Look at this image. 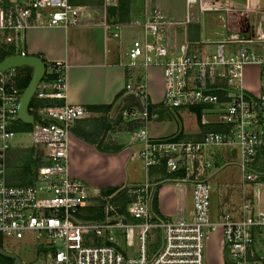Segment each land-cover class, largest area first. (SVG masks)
I'll return each mask as SVG.
<instances>
[{
    "label": "built area",
    "instance_id": "1",
    "mask_svg": "<svg viewBox=\"0 0 264 264\" xmlns=\"http://www.w3.org/2000/svg\"><path fill=\"white\" fill-rule=\"evenodd\" d=\"M185 2L182 17L170 16L155 4L141 17L113 25V35L123 24L143 29L127 51V67L136 71V79L130 75L124 86L141 99L143 109L125 105L118 124L131 127L134 139L143 143L137 156L147 176L138 184L121 187L118 193L102 192L69 174L74 122L92 112L66 100L68 62L61 59L44 60V75L35 95L64 99V103L29 106L34 115L29 130L32 142L46 148L47 162L38 166L32 183L6 182L8 151L22 131L18 106L23 89L19 67L0 71V233L21 238L32 232L42 241L39 256L28 262L21 258V264H206L205 243L217 231L228 252V260L221 264H264V170L256 167L264 152L263 17L254 28L243 21L264 10L247 0ZM206 11H216L222 21L224 30L215 32L220 37H181L179 27L200 23ZM79 20L78 7L70 0H0V49L6 43L25 54L17 47L29 27H67ZM248 64L258 68L257 87L244 81L243 67ZM152 66L162 69L163 96L151 108L145 78ZM173 107L200 109L199 122L208 129L199 139L153 136L150 120ZM208 146L237 155L228 164H236L250 187L243 191L240 215L226 211L218 220L210 217L212 184L201 175L215 163L205 157ZM165 181L182 196L190 192V209L168 216L154 210L156 188ZM120 191L128 201L122 200ZM154 227L160 228L162 243L152 249L149 236ZM92 236L95 242L88 241Z\"/></svg>",
    "mask_w": 264,
    "mask_h": 264
},
{
    "label": "crops",
    "instance_id": "2",
    "mask_svg": "<svg viewBox=\"0 0 264 264\" xmlns=\"http://www.w3.org/2000/svg\"><path fill=\"white\" fill-rule=\"evenodd\" d=\"M118 1L114 4L104 0L100 10L96 9L93 13L85 8L82 9L84 6L76 4L75 0H70L73 5L78 7L80 17L78 24L67 27L61 25L31 26L25 34L23 44H20L21 48L18 49V51L24 49L26 54L39 55L45 61L61 59L68 62L66 100L73 104H81L92 112L90 116L77 119L74 122L69 138V174L91 186L100 187L102 192H107L110 187H117L114 192L119 191L121 187L144 181L147 176L145 167L144 170L140 169V166H144V164L137 156V149L142 147L143 143L134 139L132 129L118 125L121 108L130 104L136 96L124 87L130 75H133V79H136L137 75L136 71L131 72L127 67V51L131 47L132 39L142 36L143 29L141 26L123 24L121 29L127 28L126 31L120 29L121 31L119 30L116 35H113V25L117 22H126L130 18L141 17L148 8L155 4L170 16L182 17L186 12L185 0H126L127 8L123 13H118L116 10L109 12V7L117 6ZM247 2L260 5L259 9L264 10V0H247ZM97 11H99L98 14ZM253 15L257 19L256 22L251 20ZM90 16L92 17L90 18ZM261 17H263L261 23L264 30V14L258 11L250 14L248 20L243 21H247L254 28ZM105 23L110 26H106ZM200 24H204V18L200 23L181 25L179 27L180 36L192 40L200 39ZM122 31L123 37L121 36ZM16 53L18 52L16 51ZM23 67L26 66L19 67L21 73L24 72ZM145 80L151 105L159 103L163 96L161 67L152 66L149 68ZM158 86H160V90H157ZM154 87L155 89H153ZM33 98L36 103L42 105L61 104L65 101L64 99L37 95H34ZM160 112L158 118L150 120L149 130L153 136L164 137L169 134L170 120L164 119L166 115L169 116L168 113ZM180 130L185 135L183 138L196 139L201 133L202 125L198 122V128L193 131H187L184 127L180 129L175 125L174 135ZM39 153L43 154V151L40 150ZM232 154L235 155L233 151L225 148L219 153V158L215 161V164L218 165L217 170H221L222 161H230ZM263 155L264 152L258 157L256 165L258 169H262L261 166H264ZM9 159L8 151L7 183L9 181L7 174ZM234 161L236 160L234 159ZM44 163H39L38 166ZM235 167L238 169L236 164ZM36 173L37 170L33 177L28 175L22 180L28 184L32 183L36 178ZM223 176L228 179L227 173H224ZM162 185L157 188L158 207L162 214L165 216L179 215L182 211L190 209L192 205L190 192L182 196L171 183L169 189H171L170 195H173L171 196L173 205L170 204L167 207L169 201L167 204L164 202L166 193ZM240 185V207L237 209L234 206L231 211L236 215L241 213L243 191L250 190L249 185L243 182L242 176ZM263 195L264 192H262V199ZM261 205L264 207L263 201H261ZM220 236L219 233L213 235L215 240L218 237L220 245H223ZM224 261L220 257L219 264Z\"/></svg>",
    "mask_w": 264,
    "mask_h": 264
},
{
    "label": "rangeland",
    "instance_id": "3",
    "mask_svg": "<svg viewBox=\"0 0 264 264\" xmlns=\"http://www.w3.org/2000/svg\"><path fill=\"white\" fill-rule=\"evenodd\" d=\"M76 4L83 5L87 11H92L93 13L96 9H99L103 6L104 0H75ZM258 7H261L260 5ZM100 10V9H99ZM99 11H97V14ZM216 11H206L203 13L204 24H200V38H207L214 40L220 35L215 33L220 31L223 28H220L222 21L218 19ZM212 16H216L214 19ZM92 16H90L91 18ZM83 18V16H82ZM252 22H256L255 16H251ZM132 28V27H131ZM127 28H122L121 30L126 31ZM120 30V31H121ZM224 30V29H223ZM123 31L121 36L123 37ZM8 38V39H7ZM6 39L8 42H11L10 37ZM124 41V40H123ZM11 44L2 43L1 46L10 47ZM18 49L21 48L19 45ZM258 68L255 64H248L243 67L244 81L246 84L255 87L260 82V76L257 72ZM157 90H160V86L156 87ZM155 89V87L153 88ZM163 112L168 113L164 119L170 120V127L168 129V136L174 135V127L177 125L180 129L184 127L187 131H193L198 128V120L196 118V113L186 107L178 108H165ZM111 124V123H110ZM115 124V121L112 122ZM119 125V124H118ZM131 128V127H129ZM224 148L218 146H208L205 150V157H207L212 162H215L219 158V153ZM40 150L43 151V154H40ZM9 161H8V183L14 184H28L25 183L22 179L28 175L33 177V174L36 172L38 164L44 163L47 161V151L46 148L41 144H35L32 142V135L29 130L22 129L18 132L15 137V140L12 144L11 149L9 150ZM231 159H237V155H231ZM142 162V161H141ZM230 162V161H229ZM139 167V165H137ZM218 165L214 163L210 168L205 169L201 175L209 179L212 184L211 199H210V217L212 220H218V217L221 213L226 211H232L233 207H240V189H241V172L235 167V164H228V162L222 161L221 170H217ZM262 167V166H261ZM139 169V168H137ZM141 170H144V166H140ZM224 173L228 174V179L224 178ZM143 178L142 175H140ZM224 179V180H223ZM169 181L163 183V188H165L166 196L164 202L168 205H173V198H171L169 189ZM90 185V184H88ZM91 186V185H90ZM92 187V186H91ZM264 192V183L262 186ZM239 191V192H238ZM118 192V191H117ZM121 197V195H120ZM264 203V195L262 199ZM167 209V208H165ZM164 216V214H162ZM219 233V231L214 234ZM212 234L205 243V252H206V264H219L220 257L223 260H228V252L225 245H220L218 237L215 240ZM79 237H82V234L75 233ZM93 237V236H92ZM42 241L35 238L34 233L25 232L24 236L21 238L15 237L13 235H5L0 233V244L6 246L11 251L19 255L25 262L36 259L38 255V249ZM162 243L161 230L158 227H154L150 230L149 236V245L152 249L158 248ZM12 259L0 255V264H11Z\"/></svg>",
    "mask_w": 264,
    "mask_h": 264
},
{
    "label": "water",
    "instance_id": "4",
    "mask_svg": "<svg viewBox=\"0 0 264 264\" xmlns=\"http://www.w3.org/2000/svg\"><path fill=\"white\" fill-rule=\"evenodd\" d=\"M29 66L32 68L31 78L27 86L23 89L18 106V114L20 119L25 123H34V115L29 111V105L34 97L38 84L41 81L45 63L43 58L35 54L12 53L0 60V71H5L10 67ZM128 105H135L138 109H143V104L138 96ZM0 254L7 256L13 260L12 264H21L22 260L15 252L8 251L0 245Z\"/></svg>",
    "mask_w": 264,
    "mask_h": 264
},
{
    "label": "trees",
    "instance_id": "5",
    "mask_svg": "<svg viewBox=\"0 0 264 264\" xmlns=\"http://www.w3.org/2000/svg\"><path fill=\"white\" fill-rule=\"evenodd\" d=\"M126 8H127V1L126 0H119L118 1V4H117V6H111V7H109V12H112L113 10H116L118 13H123L125 10H126ZM12 53H16V49L14 48V46L13 45H10V47H9V49H6V48H4L3 46L1 47V49H0V59H2V58H4L5 56H7V55H9V54H12ZM23 69V73H21V75H20V87H21V89H24L26 86H27V84H28V82H29V80H30V78H31V74H32V68L31 67H28V66H26V67H23L22 68ZM33 104H39V103H36V101H35V98H32V100H31V102H30V105L29 106H31V105H33ZM150 107L152 108V105H150ZM195 113H196V117H197V120H198V122H199V114H200V109H198V108H194V107H192L191 108ZM200 123V122H199ZM20 129H27V130H30L31 129V127H32V124H30V123H25V122H22L21 121V124H20ZM216 129L218 128L219 129V127L218 126H216L215 127ZM206 129H208V127L207 126H202V130H201V133H199L198 134V138H196V139H199L201 136H202V134L204 133V131L206 130ZM185 135L183 134V132H182V130H180L177 134H175L174 136H168V137H171V138H175V139H179V138H183ZM264 156V155H263ZM262 169L261 170H264V166H262L261 167ZM177 174H181V172H178ZM117 189V187H110V188H108V193H112V192H114L115 190ZM156 191H157V188H156ZM120 194H121V198H122V200L124 201V202H126V201H128V198H127V196L123 193V191H120ZM153 208H154V210L157 212V213H159V215H162V213L159 211V208H158V203H157V195H156V193H155V195H154V201H153ZM88 241L89 242H95V238L94 237H90L89 239H88ZM0 245H2V244H0ZM1 256H4V255H2V254H0ZM4 257H6V256H4ZM8 258V257H7ZM13 263V260L11 261V264Z\"/></svg>",
    "mask_w": 264,
    "mask_h": 264
}]
</instances>
